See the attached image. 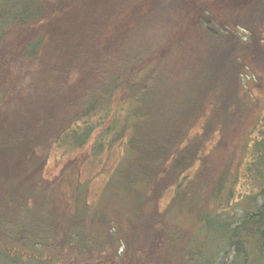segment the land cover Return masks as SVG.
Instances as JSON below:
<instances>
[{
	"label": "trees",
	"instance_id": "trees-1",
	"mask_svg": "<svg viewBox=\"0 0 264 264\" xmlns=\"http://www.w3.org/2000/svg\"><path fill=\"white\" fill-rule=\"evenodd\" d=\"M262 91L264 0H0L1 258L264 264Z\"/></svg>",
	"mask_w": 264,
	"mask_h": 264
},
{
	"label": "rangeland",
	"instance_id": "rangeland-1",
	"mask_svg": "<svg viewBox=\"0 0 264 264\" xmlns=\"http://www.w3.org/2000/svg\"><path fill=\"white\" fill-rule=\"evenodd\" d=\"M243 30L244 29H241V31H243ZM243 32H245V30ZM262 92L264 93V91H262ZM65 148L66 147L64 144H61V145L57 144L56 147L54 148L53 153H52V155L48 161V164H47V167L49 168L51 176L54 175L57 172V170L60 168L59 163L61 162V160H64L65 158H67V156H69V154H66V156L62 154V152L65 150ZM80 152L82 154H85V157L78 155V158H80L78 161H79L80 166L84 170L83 177L84 176L86 177L90 174L91 170H92V172H94V171H96V169L98 170L100 168L99 162L96 159L93 160V158L90 157L91 152L97 154V151H95V149L93 148V145L91 146L90 144H88L87 147H85L83 150H80ZM101 179H102V177L100 176L97 179V182L101 183V181H102ZM239 212L240 211H238L237 216H234L233 217L234 219L231 220L232 223H234L235 220H237L238 217L240 216L241 213H239ZM211 230H213L215 232V229H211ZM6 250H7L8 254H10V257H12V261L21 262L22 264H41L42 262H47L46 259H43V258L38 259L36 261H35V259L34 260L30 259V257H27V255L25 254L24 251H23V253H22V251L20 252L16 245L9 246L6 248ZM102 260L104 261L103 263L106 264L107 261L104 258H102ZM37 261H38V263H37ZM0 264H19V263L5 262L0 256Z\"/></svg>",
	"mask_w": 264,
	"mask_h": 264
}]
</instances>
